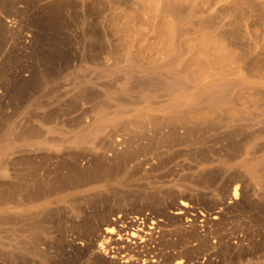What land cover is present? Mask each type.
I'll list each match as a JSON object with an SVG mask.
<instances>
[{"label":"bare ground","instance_id":"1","mask_svg":"<svg viewBox=\"0 0 264 264\" xmlns=\"http://www.w3.org/2000/svg\"><path fill=\"white\" fill-rule=\"evenodd\" d=\"M0 264H264V0H0Z\"/></svg>","mask_w":264,"mask_h":264},{"label":"rangeland","instance_id":"2","mask_svg":"<svg viewBox=\"0 0 264 264\" xmlns=\"http://www.w3.org/2000/svg\"><path fill=\"white\" fill-rule=\"evenodd\" d=\"M173 238H177V236H174ZM194 243H196V242H194ZM175 252L174 253H176V254H179V252L178 251H180L179 249H177V250H174Z\"/></svg>","mask_w":264,"mask_h":264},{"label":"snow or ice","instance_id":"3","mask_svg":"<svg viewBox=\"0 0 264 264\" xmlns=\"http://www.w3.org/2000/svg\"><path fill=\"white\" fill-rule=\"evenodd\" d=\"M111 231V230H110Z\"/></svg>","mask_w":264,"mask_h":264}]
</instances>
